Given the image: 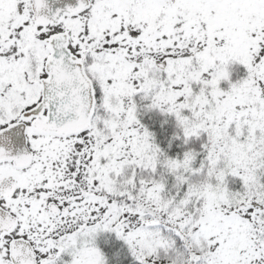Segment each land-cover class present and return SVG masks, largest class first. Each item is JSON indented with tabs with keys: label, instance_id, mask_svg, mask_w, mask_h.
Masks as SVG:
<instances>
[{
	"label": "snow or ice",
	"instance_id": "obj_1",
	"mask_svg": "<svg viewBox=\"0 0 264 264\" xmlns=\"http://www.w3.org/2000/svg\"><path fill=\"white\" fill-rule=\"evenodd\" d=\"M0 264H264V0H0Z\"/></svg>",
	"mask_w": 264,
	"mask_h": 264
}]
</instances>
